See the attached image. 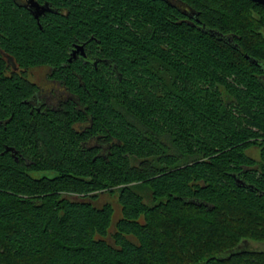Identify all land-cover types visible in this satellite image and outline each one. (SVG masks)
<instances>
[{"label":"trees","instance_id":"trees-1","mask_svg":"<svg viewBox=\"0 0 264 264\" xmlns=\"http://www.w3.org/2000/svg\"><path fill=\"white\" fill-rule=\"evenodd\" d=\"M37 1L0 0V264H264V5Z\"/></svg>","mask_w":264,"mask_h":264},{"label":"flooded vegetation","instance_id":"flooded-vegetation-1","mask_svg":"<svg viewBox=\"0 0 264 264\" xmlns=\"http://www.w3.org/2000/svg\"><path fill=\"white\" fill-rule=\"evenodd\" d=\"M12 1L17 6L19 5V6L25 7L34 16L35 9L33 6H30L29 0H12ZM35 1H37V0H35ZM37 22H38V20H37ZM72 48H71V50H72ZM85 54H86V52H85ZM80 56H82V55L80 53H78L74 58H78ZM94 65H96V62H94ZM39 69L42 70V72L44 73V77L42 78V81H40L41 83L39 81L35 80L34 78H32L30 80L29 78L31 77V74L33 75V73H35L34 70H39ZM14 70L17 71L18 73L21 72L19 68H14ZM49 73H51L50 68L46 67V66L34 67V68L29 69L27 71V78L31 82L35 83L38 87V91L36 93H34L33 95H40V97H42L41 99H43V98L49 99V98H53L54 95H64V93H66L64 86L60 82L56 81L54 78L49 77ZM62 92H64V93H62ZM40 97H39V99H40ZM42 104H44V102L37 101L38 107L36 108V111H41L40 106ZM30 111H32V110H30ZM10 151L12 153L14 150L10 149Z\"/></svg>","mask_w":264,"mask_h":264},{"label":"rangeland","instance_id":"rangeland-1","mask_svg":"<svg viewBox=\"0 0 264 264\" xmlns=\"http://www.w3.org/2000/svg\"><path fill=\"white\" fill-rule=\"evenodd\" d=\"M35 73H33V75L31 74V77L29 78L30 80L32 78H34L37 81H42V78L44 77V73L42 72V70H34ZM41 83V82H40ZM248 153L257 157L258 156V151L256 148H251L248 150ZM54 174L53 171H37V172H33V175L36 177H39L41 175H47V176H52ZM107 201L110 202L113 207H114V213H113V218L112 221L113 223L119 218V216L121 215L120 212V205L117 201V198L113 197V196H109V197H103L101 196V200L96 203L97 205H101L103 201ZM253 243L248 242L246 245L248 247H252V248H264V241H252Z\"/></svg>","mask_w":264,"mask_h":264},{"label":"water","instance_id":"water-1","mask_svg":"<svg viewBox=\"0 0 264 264\" xmlns=\"http://www.w3.org/2000/svg\"><path fill=\"white\" fill-rule=\"evenodd\" d=\"M256 2H259L261 4L264 5V0H253ZM30 6H33L35 11H34V16L35 18L38 20L39 23V16L40 14H42L43 12H45L46 10H49L48 6H46V4H40L39 2L35 1V0H29ZM85 45L83 43L81 44H75L70 52V56L68 58V60L70 61L72 58H74L78 53H80L83 57L86 56L85 54ZM248 57V56H247ZM7 150L13 149L11 147H7Z\"/></svg>","mask_w":264,"mask_h":264}]
</instances>
